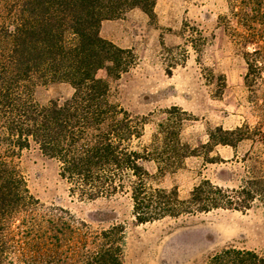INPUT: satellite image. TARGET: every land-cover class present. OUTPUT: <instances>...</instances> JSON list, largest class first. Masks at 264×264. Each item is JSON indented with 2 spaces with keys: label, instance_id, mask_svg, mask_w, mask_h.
I'll use <instances>...</instances> for the list:
<instances>
[{
  "label": "trees",
  "instance_id": "16d2710c",
  "mask_svg": "<svg viewBox=\"0 0 264 264\" xmlns=\"http://www.w3.org/2000/svg\"><path fill=\"white\" fill-rule=\"evenodd\" d=\"M155 5L156 0H0V264H124L123 224L94 228L69 210L41 206L14 162L33 143L58 161L72 195L92 201L127 194L137 224L215 209L244 212L256 200L264 203V172L253 171L236 188L203 179L186 197L177 187L153 185L156 174L146 164L165 172L172 161L163 156V139L177 137L179 130L168 116L151 143L143 144L146 118L124 108L112 88L136 56L100 29L104 20L133 8L154 18ZM245 54V82L252 87L254 52ZM100 70L105 77L98 76ZM55 82L68 83L73 93L39 103L36 88ZM242 131L243 126L211 129L208 144L236 146ZM205 264H264V255L228 245Z\"/></svg>",
  "mask_w": 264,
  "mask_h": 264
},
{
  "label": "rangeland",
  "instance_id": "374dc122",
  "mask_svg": "<svg viewBox=\"0 0 264 264\" xmlns=\"http://www.w3.org/2000/svg\"><path fill=\"white\" fill-rule=\"evenodd\" d=\"M100 34L136 56L112 88L124 108L146 118L143 144L151 143L168 116L179 130L177 137L163 139L168 145L163 156L172 161L165 172L158 174L154 162L146 164L156 174L153 185L177 187L186 197L203 179L236 188L253 171L264 172V0H156L154 18L133 8L104 20ZM246 52H254L252 87L245 82ZM72 93L68 83L55 82L38 86L34 97L45 104ZM240 126L243 139L236 146L208 144L211 129ZM14 162L41 206L69 210L94 228L123 224L124 264H205L228 245L264 255L260 200L244 212L215 209L137 224L127 194L92 201L72 195L58 161L36 144Z\"/></svg>",
  "mask_w": 264,
  "mask_h": 264
},
{
  "label": "crops",
  "instance_id": "0c3cea01",
  "mask_svg": "<svg viewBox=\"0 0 264 264\" xmlns=\"http://www.w3.org/2000/svg\"><path fill=\"white\" fill-rule=\"evenodd\" d=\"M103 23V22H102ZM102 26V25H101Z\"/></svg>",
  "mask_w": 264,
  "mask_h": 264
}]
</instances>
